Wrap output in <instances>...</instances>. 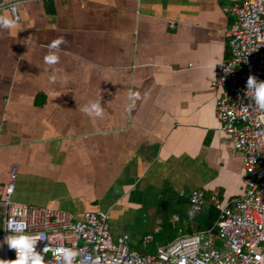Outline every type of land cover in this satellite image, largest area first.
<instances>
[{"label":"crops","instance_id":"1","mask_svg":"<svg viewBox=\"0 0 264 264\" xmlns=\"http://www.w3.org/2000/svg\"><path fill=\"white\" fill-rule=\"evenodd\" d=\"M0 3L19 15L0 28V184L14 173V201L106 212L113 237L154 253L209 229L212 206L191 211L193 190L244 193L242 154L215 114L229 0ZM97 101L101 116L84 111Z\"/></svg>","mask_w":264,"mask_h":264},{"label":"built area","instance_id":"2","mask_svg":"<svg viewBox=\"0 0 264 264\" xmlns=\"http://www.w3.org/2000/svg\"><path fill=\"white\" fill-rule=\"evenodd\" d=\"M229 1L227 57L215 65V86L220 89L215 114L242 154L244 193L225 203L202 189L189 195L191 211L199 213L208 205L218 211L215 230L181 236L154 253L138 252L130 249L127 235L113 237L106 212L89 211L75 219L65 211L14 201L13 173L5 187L0 184V264L16 258L4 243L7 235L16 234L9 220L23 222L25 233L46 235L35 246L44 264H64L56 252L61 247L76 252L73 264H264V110L254 103L251 90L246 91L249 76L264 81V0ZM1 8L19 21L16 3H0ZM152 239V234L144 235L142 247ZM45 246L49 249L44 252Z\"/></svg>","mask_w":264,"mask_h":264},{"label":"clouds","instance_id":"3","mask_svg":"<svg viewBox=\"0 0 264 264\" xmlns=\"http://www.w3.org/2000/svg\"><path fill=\"white\" fill-rule=\"evenodd\" d=\"M16 23L15 18H9L5 16H0V28H10ZM61 43V39L58 38L53 40L49 47L57 48ZM57 56L54 54H49L45 57V61L48 63H54L57 60ZM251 90L252 99L254 103L258 106L260 110H264V81L258 80L253 76H249L246 81V91ZM84 111L89 115L101 116L102 106L99 101L91 103L89 106L84 108ZM14 225V227H13ZM8 227L13 229L14 233L11 236L7 235L4 238V243L7 244L9 249L15 250L16 258L9 261V264H44L43 256L35 251V246L37 241L47 240L44 233L38 234H28L23 232L26 225L23 222L9 220ZM49 247L45 246L43 251L48 250ZM62 257L64 264H73V257L76 252L67 247H61L56 249Z\"/></svg>","mask_w":264,"mask_h":264},{"label":"trees","instance_id":"4","mask_svg":"<svg viewBox=\"0 0 264 264\" xmlns=\"http://www.w3.org/2000/svg\"><path fill=\"white\" fill-rule=\"evenodd\" d=\"M210 215H209V224H208V228L212 229L213 228V231L215 230V224L217 222V213L218 211L213 208V207H210Z\"/></svg>","mask_w":264,"mask_h":264}]
</instances>
